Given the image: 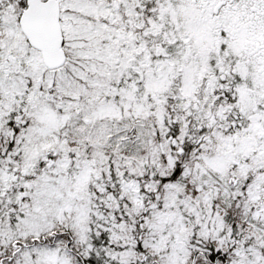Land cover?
<instances>
[{
    "label": "snow or ice",
    "instance_id": "snow-or-ice-1",
    "mask_svg": "<svg viewBox=\"0 0 264 264\" xmlns=\"http://www.w3.org/2000/svg\"><path fill=\"white\" fill-rule=\"evenodd\" d=\"M0 264H264V0H0Z\"/></svg>",
    "mask_w": 264,
    "mask_h": 264
}]
</instances>
